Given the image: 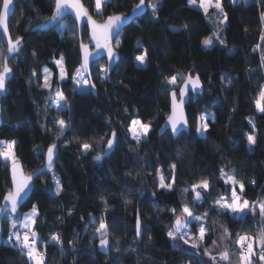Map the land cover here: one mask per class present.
<instances>
[{"label": "trees", "instance_id": "trees-1", "mask_svg": "<svg viewBox=\"0 0 264 264\" xmlns=\"http://www.w3.org/2000/svg\"><path fill=\"white\" fill-rule=\"evenodd\" d=\"M82 2L94 15L93 0ZM138 2L111 0L103 6L102 16H94L102 20L108 15H126ZM145 2V13L133 19L117 37L121 41L116 48L119 61L109 78L99 76L101 67H106L104 59L92 63V82L96 86L93 94L90 90H77L72 80L80 62L79 33L73 19L66 16L48 31L32 30L50 16L54 0H14L9 31L13 40L18 36L23 39L20 50L9 60L13 71L1 102L0 141L17 142L14 151L26 173L43 164L50 144L59 145L54 169L34 180V191L19 210L21 214L33 204L38 205L35 228L46 264H203L208 261L203 255L204 247L218 255L225 245L231 252L232 264H238L239 249L233 246L237 234L255 236L264 226L257 210L255 214L248 212L243 222L230 214L218 216L213 210L207 221L212 231L204 247L196 250L183 241L173 242L168 238L172 218L164 211L179 208L184 202L191 204L193 194L189 192L185 197L180 190L207 177L213 185L212 197L194 209L197 214L203 213L216 197L225 195L227 186L218 178L221 168L245 182L243 199L264 200V113L258 112L254 104L264 87L261 67L264 53L255 50L257 44L264 45L260 39L264 31L261 23L264 6L260 0L234 3L221 0L228 20L217 34L205 13L190 6L188 0ZM153 2L158 3L156 17L147 6ZM206 37H213L209 47L202 44ZM87 38V29L83 28L80 39L86 42ZM137 41L142 43L141 47ZM6 48L0 32V52H6ZM145 50L147 62L140 66L135 57ZM61 56L67 71L64 81H59V70L54 63ZM45 66L53 74L51 91L43 88L41 77ZM33 70L36 77L32 76ZM187 73L198 75L203 86L201 94L195 99L190 96L185 106L189 132H181L175 139L169 131L158 134L169 113L171 88L165 78ZM57 88L67 97L68 105L64 109L55 110L50 105ZM201 115L214 117L208 120L209 130L202 139L195 134L197 117ZM61 119L70 123V127L57 140L58 125L54 121ZM132 119L152 124L150 134L139 144L127 131ZM250 119L255 123L258 137L251 150L247 142V134L253 132ZM114 129L119 134L116 147L101 163H95L91 156L103 150L106 140L95 142L105 134L110 136ZM84 142L92 143L94 150L82 154L80 145ZM173 163L178 169L176 191L164 194L157 191L153 201L156 169H161L170 179ZM10 164L0 158V202L10 189ZM53 175L63 183L64 190L58 196ZM142 192L146 193L143 197ZM227 194L230 196V188ZM101 197L109 202L107 211ZM125 199L131 203L125 204ZM138 207L145 231L137 242ZM69 209L73 210L72 215L68 214ZM90 214L95 218L92 221ZM101 216L114 225L109 229L112 247L107 255L98 252V239L94 238ZM221 225L229 229L230 240H220L224 234ZM2 229L0 264H30L19 248L6 242L9 227L4 219ZM53 233L60 234L62 246L44 243Z\"/></svg>", "mask_w": 264, "mask_h": 264}, {"label": "snow or ice", "instance_id": "snow-or-ice-1", "mask_svg": "<svg viewBox=\"0 0 264 264\" xmlns=\"http://www.w3.org/2000/svg\"><path fill=\"white\" fill-rule=\"evenodd\" d=\"M94 2L96 15L102 16L103 6L110 3L111 0H94ZM197 2L199 8L203 10L206 16H208L210 8L216 9L217 14L223 16V19L219 20L220 25H224L228 20V16L224 12L221 0H188L189 5L193 6L196 5ZM260 2L262 6H264V0H260ZM13 4L14 0H0V29L3 30L4 36L7 37V52H0V92L7 91L6 81L13 71L12 68L9 67L8 58L20 50L23 39L18 36L13 40L10 35L8 21ZM144 6L145 0H139V3H137L132 10L133 15L131 17L122 14H113L107 16L103 23H99L93 18V15L89 13L88 8L85 7L82 0H55L52 15L46 18L44 24L40 25V27H47L54 22L58 23L67 15L74 14V19L78 26L82 24V19L86 18V28L90 32L89 43L81 41L79 45L82 53L81 65L77 68L76 74L72 77L76 89L84 87L95 89V84L91 83L92 76L90 72V66L93 63V55L100 56L101 53L107 55L108 66L101 67L99 76L101 79L109 78L108 73L111 65L119 58L115 49L120 47L121 41L116 37L119 36L120 29L125 21L134 19L137 13L143 11ZM147 6L153 10V17H156L158 3L153 2ZM261 23L264 25V12H261ZM61 27L66 28L67 25H61ZM185 27L187 26L185 25ZM218 31L219 29H217V32ZM216 39H219L218 35H216ZM260 39L261 41H264V31H262ZM220 43L223 44L224 41H220ZM202 44L206 47L212 45L213 37H206L203 39ZM93 45L94 51L90 50ZM137 46L141 47L142 43L137 41ZM255 50L264 53V45L257 44ZM33 55L35 56L36 53L33 52ZM147 56L148 52L145 50L142 54L135 57V61L143 66L147 62ZM54 63L59 70V81H64L67 78L64 57L61 56L60 59L54 60ZM261 67L264 68V54L261 55ZM42 71L44 74L43 88L51 91L53 74L47 66H45ZM32 76H37L35 70H33ZM165 79L166 84L171 87V113L167 116V126H170L173 136H177L181 133V128L188 127L184 113L188 93L190 90L194 93L196 90L200 89L202 85L198 75L195 77L191 75H172ZM181 79L183 80L182 84L179 82ZM228 83L231 84V80H229ZM177 97H179V99H177ZM254 104L258 112L264 113V87H261L259 90ZM67 105V97H65L64 93L57 88L54 93V98L51 101V106L60 109L65 108ZM125 111H128V109L126 108ZM209 119L214 120V117L209 118L203 115L197 117L196 132L198 135L203 136L204 133L208 132ZM54 122L58 125L57 131L59 135L57 136V140H59V138L63 136L65 131L70 127V123H66L62 119ZM249 124L253 129L251 134H247V142L249 149L251 150L257 143L258 137L254 132L255 123L253 120L250 119ZM151 130V122L145 123L141 119H132L127 129L131 139L136 141L137 144L146 139ZM163 131L164 129L162 128V132ZM105 140L106 146L104 149L97 152L93 157V160L96 162H101L116 147L119 141L118 132L114 129L110 136L105 134L95 143L99 144L101 141ZM16 143L15 140L0 141V158H3L6 162H11V188L3 195V201L0 202V217L10 225L9 243H11L13 247L19 248L21 254L28 258L30 264H46L45 253L40 251L38 247L40 237L35 228L39 218L38 205L33 204L31 209L23 214L22 220L19 216V208L23 206L22 202L29 196V193L34 191V179L39 175H43L45 171L53 170L55 160L58 157L59 145L56 142H53L48 146L43 169H36L32 173L26 174L14 151ZM93 150L94 145L92 143L84 142L80 145V151L82 154H87ZM177 155H179V152ZM170 168V179L161 169H156V190H153L151 193V199L153 201L157 196V191H161V194L176 191L178 180L177 165L173 163L170 165ZM218 178L223 180L224 184L227 186L225 195L216 197L212 201V204L209 205V208L205 209L203 213L197 214L194 209L212 197L213 185L207 177L196 183H192L190 187H184L180 190L181 195L185 197L189 192L193 194L191 204L184 202L179 208L172 207L170 209H164V211L170 213L172 218V223L167 232V236L171 241H183L184 245H188L191 249L196 250L204 247L206 237L212 231V229L208 227L207 221L213 210H216L218 216L231 213L234 219L243 222L248 212L255 214L256 208H258L259 215L262 218V225H264V200H261L257 204L256 202H250L243 199L245 194V182L239 180L235 175L226 174L223 168L220 169ZM53 182L55 194L58 196L64 190L63 183L55 175H53ZM252 183L254 184L255 180H253ZM229 188L230 196L227 194ZM140 195L143 197L146 193L142 192ZM101 201L105 211H107L109 208L108 200L101 197ZM124 202L125 204L131 203L128 199H125ZM9 212L15 214V219L20 221L19 224L13 222L14 216L9 215ZM72 212V209L68 210L69 215H72ZM89 218L90 221L95 219L91 214ZM99 221V226L96 228L94 235L99 238L100 248L108 250L112 247L109 240L111 235L109 229L114 227V225H109L105 221L104 216H101ZM193 225H195V230H193ZM221 227H223L224 234L220 237V240L222 242L230 240L229 229L223 225H221ZM18 228L23 231L14 230ZM144 231L143 216L138 207L135 214V238L137 242L143 238ZM148 239L149 242H151L152 237L149 236ZM44 243H54L55 245L62 246L63 241L59 233H53L50 236L49 241H44ZM69 243L72 244L71 241ZM215 244L216 241H213V245ZM234 244L238 246L239 249L238 264H257V262L258 264H264V226H261L259 232L255 236L248 233H238ZM74 246L75 245L73 244V247ZM175 246L174 243L173 247ZM257 247L259 248V251L256 250ZM117 251H119L118 248ZM182 251L187 252L186 249H182ZM203 255L208 258V261H211V264H232L231 252L228 250V245H225V250L219 252L218 255H213L207 247H204ZM208 261H204L203 264H208Z\"/></svg>", "mask_w": 264, "mask_h": 264}, {"label": "water", "instance_id": "water-1", "mask_svg": "<svg viewBox=\"0 0 264 264\" xmlns=\"http://www.w3.org/2000/svg\"><path fill=\"white\" fill-rule=\"evenodd\" d=\"M146 1V0H145ZM235 2V0H231V3H234ZM139 3V2H138ZM54 6H55V0H54ZM54 6H53V9H54ZM14 7V4H13V6H12V11L10 12V14H9V19H10V17H11V15H12V13H13V8ZM86 7V6H85ZM133 10V9H132ZM132 10L130 11V13L129 14H122V15H125V16H129V17H131L132 15H133V13H132ZM88 11H89V9H88ZM145 11H146V2H145V6L143 7V11H141V12H139V13H137L136 14V16H135V18L136 17H138V16H141L142 14H144L145 13ZM52 12H53V10H52ZM263 12H264V10H263ZM89 13L91 14V15H93L90 11H89ZM52 15V13L50 14V16ZM117 15H120V14H117ZM49 16V17H50ZM67 16H69V17H71L72 19H73V21H74V23L76 24V22H75V19H74V14H70V15H67ZM109 16V15H108ZM93 18L94 19H96V17L93 15ZM107 18V16L104 18V19H102V20H98V19H96L99 23H103V21L105 20ZM134 18V19H135ZM62 20V19H61ZM60 20V21H61ZM133 19H131V20H128V21H125V23L122 25V27H121V29H120V33H121V31L124 29V27L125 26H127L131 21H132ZM59 21V22H60ZM44 22L45 21H43V22H41V23H39V24H37V25H35L33 28H32V30H39V31H48L49 29H51L53 26H55L56 24H58V23H52V24H49L47 27H40V25H43L44 24ZM8 23H9V21H8ZM76 26H77V29H78V33H79V41H78V50H79V55H80V62H79V67H80V65H81V58H82V53H81V50H80V47H79V45H80V42H81V39H80V34H81V32H82V30H83V28H86V18H83L82 19V24L80 25V26H78L77 24H76ZM263 26V29H264V25H262ZM87 29V28H86ZM0 32H1V34H2V36L4 37V39H5V41H6V44H7V37H5L4 36V34H3V30L2 29H0ZM87 32H88V38H87V41L86 42H84V43H89V40H90V32L87 30ZM119 33V34H120ZM117 38V37H116ZM113 45H114V41H113ZM90 50H93L94 51V45L92 46V49H90ZM115 51H116V49H115ZM6 52H7V48H6ZM5 52V53H6ZM117 52V51H116ZM17 53V52H16ZM15 53V54H16ZM118 53V52H117ZM15 54H13V55H11V56H9V58H8V60H10L11 59V57L12 56H14ZM118 57H119V54H118ZM100 59H104L105 60V62H106V67L108 66V58H107V55L105 54V53H101V55L100 56H96V55H93V57H92V61H93V63H95L96 61H98V60H100ZM118 61H119V58L111 65V68H110V70H109V73H108V77H109V74H110V72L112 71V69L116 66V64L118 63ZM92 65V64H91ZM9 67H10V65H9ZM11 68V67H10ZM90 72H91V66H90ZM188 75H191L190 73H187L186 74V76H188ZM192 76V75H191ZM196 75H194L193 77H195ZM11 77H12V73L8 76V78H7V81H6V88H7V85H8V82H9V80L11 79ZM91 83H93L92 82V79H91ZM183 83V81L181 82V84ZM201 85H202V83H201ZM89 90L93 93V94H96V88L95 89H92V88H90L89 87ZM202 90H203V86L200 88V89H198V90H196L194 93L190 90L189 91V93H188V99H187V102H186V104L188 103V101H189V99H190V96L193 98V99H195L199 94H201V92H202ZM6 95V92H0V127H1V125H2V108H1V102H2V99L4 98V96ZM177 99H179V97H177ZM186 106V105H185ZM171 113V90L169 91V113H168V115ZM184 113H185V108H184ZM185 118H186V120H187V117H186V113H185ZM187 125H188V127L187 128H181V132H185V133H188L189 132V124H188V120H187ZM196 126H197V122H196ZM162 128L164 129V131L162 132ZM165 131H169L170 132V134H171V136H172V138L173 139H175L176 138V136H173V134H172V131H171V128H170V126H167V117L165 118V120L162 122V124L160 125V127H159V129H158V134H162V133H164ZM112 133V132H111ZM111 133H110V135H111ZM195 134H196V136L198 137V138H200V139H202V138H204L205 137V133H204V135L203 136H200V135H198L197 134V132H196V127H195ZM106 146V143H105V145H104V147ZM48 148V147H47ZM47 148H46V150H45V154H46V151H47ZM104 149V148H103ZM114 150V149H113ZM112 150V151H113ZM111 153H109L106 157H108L109 155H110ZM96 155V154H95ZM95 155H92L91 156V159L93 160V157L95 156ZM105 157V158H106ZM94 161V160H93ZM95 163H101V162H96V161H94ZM44 164H45V155H44V162H43V164L41 165V166H39V167H37L36 169H43V167H44ZM22 165V164H21ZM54 167H55V164H54V166H53V169H54ZM36 169H34V170H36ZM33 170V171H34ZM32 171V172H33ZM32 172H29V173H32ZM45 172H51V171H45ZM44 172V173H45ZM26 173V172H25ZM26 174H28V173H26ZM8 176H9V182H10V188H11V164L9 165V167H8ZM38 177V176H37ZM36 177V178H37ZM35 178V179H36ZM34 179V180H35ZM33 183H34V181H33ZM31 195V192L29 193V196ZM29 196L28 197H26L25 198V200L22 202V205L24 204V202L29 198ZM141 196V195H140ZM3 201V198H2V200H1V202ZM21 208V207H20ZM20 208H19V210H20ZM9 215H15V214H12L11 212H9ZM2 222H3V218L2 217H0V244L2 243V240H3V229H2ZM109 240H110V244H111V238L109 237ZM140 241V240H139ZM96 248H97V250H98V252H100V253H102V254H105V255H107L108 253H109V251H110V249H108V250H103V249H101L100 248V246H99V239L97 240V242H96Z\"/></svg>", "mask_w": 264, "mask_h": 264}, {"label": "rangeland", "instance_id": "rangeland-1", "mask_svg": "<svg viewBox=\"0 0 264 264\" xmlns=\"http://www.w3.org/2000/svg\"><path fill=\"white\" fill-rule=\"evenodd\" d=\"M190 6H192V7H194V8H197L198 10H201L202 12H203V10L202 9H200L199 8V5H198V3L196 4V5H190ZM93 13H94V15H96V9H95V2H94V0H93ZM207 17V20L209 21V23H210V25L215 29V30H217V29H219L220 30V28L223 26V25H220L219 24V20L220 19H223V16H221V15H219V14H217V11H216V9H214V8H210L209 9V14H208V16H206ZM63 20V19H62ZM61 20V21H62ZM60 21V22H61ZM59 22V23H60ZM58 23V24H59ZM215 33H217L218 34V32H220V31H214ZM211 46V45H210ZM206 47V46H205ZM207 47H209V46H207ZM137 62V61H136ZM137 64L139 65V63L137 62ZM141 66V65H140ZM42 73H43V71H42ZM43 76H44V74H42V77H41V79H42V82L44 83V79H43ZM181 81L182 80H180L179 82L181 83ZM75 86V85H74ZM170 87V86H169ZM76 88V87H75ZM171 88V87H170ZM77 90H79V91H87V90H89V87H84V88H80V89H77ZM54 96V95H53ZM50 105H51V103H50ZM53 107V106H52ZM55 110H58V108H56V107H53ZM60 109H64V108H60ZM206 117H210V116H206ZM131 138V137H130ZM8 162H10V161H8ZM11 163V162H10ZM257 204L259 203V202H256ZM30 210V209H29ZM28 210V211H29ZM256 210L259 212V209L258 208H256ZM28 211H25V212H28ZM25 212H22L21 214H19L20 215V219L22 220L23 219V214L25 213ZM231 216H233L231 213H229ZM14 216V215H13ZM13 222H15V223H17V224H19V220H16L15 219V217H14V220H13ZM7 224H8V227H9V231H10V225H9V223L7 222ZM99 226V225H98ZM97 226V227H98ZM14 230H20V231H23L22 229H14ZM9 231H8V235H7V237H6V242H9ZM94 238L95 239H99L96 235H94ZM233 246H235L236 248H238V246H236L234 243H233ZM255 246V245H254ZM256 250L257 251H259V248L257 247L256 248ZM233 264H236V262H234ZM257 264H258V262H257Z\"/></svg>", "mask_w": 264, "mask_h": 264}]
</instances>
